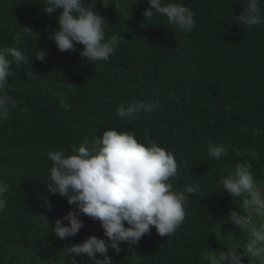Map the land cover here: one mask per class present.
<instances>
[{
	"label": "trees",
	"instance_id": "1",
	"mask_svg": "<svg viewBox=\"0 0 264 264\" xmlns=\"http://www.w3.org/2000/svg\"><path fill=\"white\" fill-rule=\"evenodd\" d=\"M134 2L85 0L106 18V35L121 37L109 61L91 62L79 57L81 45L60 52L47 38L57 14L43 13L45 0H0V47L13 45L20 26L39 33L20 45L29 63L13 64L7 78L6 92L18 104L0 120V179L10 185L0 212V264H71L68 247L89 236L105 239L99 221L87 216L80 217L84 227L75 237H55L50 228L70 206L59 194L50 196L51 210L39 199L48 197L47 153L72 154L84 138L93 141L105 130L133 131L138 141L148 138L173 152L175 190L201 187L174 235L160 236L152 227L138 244L123 243L120 253L109 249L113 264H206L208 249L225 250L218 230L235 227L227 224L230 211H243L238 198L220 197L219 179L247 162L256 181L264 182V23L231 21L247 0H180L196 20L185 32L162 15L144 20L146 0ZM35 47L46 51L43 62L35 60ZM137 100L158 108L116 115L120 103ZM209 143L224 144L227 155L211 158Z\"/></svg>",
	"mask_w": 264,
	"mask_h": 264
},
{
	"label": "clouds",
	"instance_id": "2",
	"mask_svg": "<svg viewBox=\"0 0 264 264\" xmlns=\"http://www.w3.org/2000/svg\"><path fill=\"white\" fill-rule=\"evenodd\" d=\"M45 3L44 14H57L56 29L47 38L60 52H76V45H81L79 57L91 62H107L115 55L121 37L106 35L110 31L109 23L99 15L96 5H87L85 0H45ZM146 3L148 8L142 12L144 20L162 15L169 25L185 32L192 31L196 25L194 12L180 0H146ZM231 21L248 27L264 23L261 0H247L246 8L232 16ZM20 27L13 45L0 47V120H7L10 109L18 104L16 97L6 92L7 78L12 75L10 68L13 64H28L30 60L20 45L33 36L39 38V33L30 27ZM46 56V51L35 47V60L43 62ZM157 108V104L137 100L120 103L116 115L123 119L141 111L152 113ZM227 151L222 143H209L207 147L208 156L217 161ZM71 153L61 150L47 153L52 161L44 183L48 197L39 199L46 210H51L50 196L59 194L70 206L67 214L54 222L51 232L60 240L75 237L84 227L80 217L87 216L99 221L105 237L89 236L82 243L68 247L71 264H77V258L84 264V257L88 264H113L106 255L109 249L120 253L121 244H138L152 227L160 236L174 235L186 218L190 197L201 192L197 183L175 190L170 182L178 169L174 153L148 138L138 141L133 131L105 130L93 141L84 138ZM260 183L264 182L256 181L247 162L237 164L229 175L219 179L216 191L220 197L227 194L232 201L238 198L242 202L243 211H230L227 224L246 233L247 239H235L233 246L223 247L224 251L208 249L204 257L206 264H244L245 259L246 264H264V188ZM9 188L0 179V212L7 206ZM41 217L49 227L47 217Z\"/></svg>",
	"mask_w": 264,
	"mask_h": 264
},
{
	"label": "rangeland",
	"instance_id": "3",
	"mask_svg": "<svg viewBox=\"0 0 264 264\" xmlns=\"http://www.w3.org/2000/svg\"><path fill=\"white\" fill-rule=\"evenodd\" d=\"M235 239H247V234L241 233L237 227L218 230V240L224 245V247L233 246Z\"/></svg>",
	"mask_w": 264,
	"mask_h": 264
}]
</instances>
